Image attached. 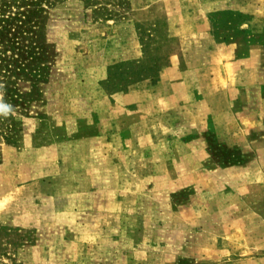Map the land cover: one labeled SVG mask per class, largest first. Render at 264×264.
Here are the masks:
<instances>
[{"label": "rangeland", "instance_id": "obj_1", "mask_svg": "<svg viewBox=\"0 0 264 264\" xmlns=\"http://www.w3.org/2000/svg\"><path fill=\"white\" fill-rule=\"evenodd\" d=\"M41 5L0 264H264V0Z\"/></svg>", "mask_w": 264, "mask_h": 264}, {"label": "trees", "instance_id": "obj_2", "mask_svg": "<svg viewBox=\"0 0 264 264\" xmlns=\"http://www.w3.org/2000/svg\"><path fill=\"white\" fill-rule=\"evenodd\" d=\"M42 1L0 0V103L11 106L7 116L0 115V132L8 137L16 130L12 111L38 101L48 75L37 32ZM26 38L29 43L23 44Z\"/></svg>", "mask_w": 264, "mask_h": 264}, {"label": "clouds", "instance_id": "obj_3", "mask_svg": "<svg viewBox=\"0 0 264 264\" xmlns=\"http://www.w3.org/2000/svg\"><path fill=\"white\" fill-rule=\"evenodd\" d=\"M11 112V106L5 103H0V115L7 116Z\"/></svg>", "mask_w": 264, "mask_h": 264}]
</instances>
